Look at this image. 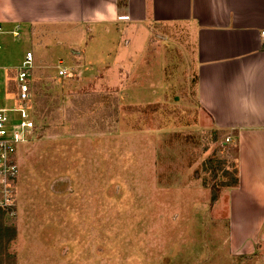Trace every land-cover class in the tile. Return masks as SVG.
<instances>
[{
  "label": "rangeland",
  "instance_id": "obj_1",
  "mask_svg": "<svg viewBox=\"0 0 264 264\" xmlns=\"http://www.w3.org/2000/svg\"><path fill=\"white\" fill-rule=\"evenodd\" d=\"M158 32L147 44L153 60L144 78L161 85L152 93L129 88L143 77L120 87L114 71L98 68L110 65V53L95 50L107 47L95 40L113 35L79 39L71 29L45 27L0 35L4 105H12L9 71L27 52L34 57L36 131L18 150L16 217L5 220L16 229L8 248L15 264H264L259 252L238 257L226 249V200L211 204L209 190L224 179L220 171L213 178L205 162H225L232 173L234 144L209 125L196 101L187 31ZM58 66L73 78L59 77ZM38 100L53 109L45 118L35 115ZM107 104L117 108L110 129Z\"/></svg>",
  "mask_w": 264,
  "mask_h": 264
},
{
  "label": "crops",
  "instance_id": "obj_2",
  "mask_svg": "<svg viewBox=\"0 0 264 264\" xmlns=\"http://www.w3.org/2000/svg\"><path fill=\"white\" fill-rule=\"evenodd\" d=\"M0 26L17 29L18 37L40 27L71 29L79 39L113 35L95 40L107 46L95 50L110 53V65L98 68L114 71L120 87L143 77L129 82L136 93L161 88L144 78L152 71L151 35L185 29L196 101L235 148L238 185L215 203L226 200V249L238 257L264 255V0H0Z\"/></svg>",
  "mask_w": 264,
  "mask_h": 264
},
{
  "label": "built area",
  "instance_id": "obj_3",
  "mask_svg": "<svg viewBox=\"0 0 264 264\" xmlns=\"http://www.w3.org/2000/svg\"><path fill=\"white\" fill-rule=\"evenodd\" d=\"M6 33L13 38H18L17 29L5 32L0 26V35ZM261 35L264 38V33ZM57 68H59V77L73 78V72L65 67L58 66ZM33 69L34 57L32 53L27 52L21 66L8 73L7 96L11 98L12 105L8 107L0 101V210L5 211L6 221L16 217L18 150L33 139L36 131L31 107L30 77ZM225 142L231 143L229 138H226Z\"/></svg>",
  "mask_w": 264,
  "mask_h": 264
},
{
  "label": "trees",
  "instance_id": "obj_4",
  "mask_svg": "<svg viewBox=\"0 0 264 264\" xmlns=\"http://www.w3.org/2000/svg\"><path fill=\"white\" fill-rule=\"evenodd\" d=\"M39 87H40L39 84L38 85L36 84L34 86L35 89L34 94H36V96H39V92H38ZM89 99L92 100L91 98ZM89 99L82 98L81 104L86 103ZM38 102H39V106L37 107L35 106V110H34L35 115L38 118H40L41 116L44 118L47 117L48 114L51 111H53L52 108L46 109V107L49 106L48 100H38ZM116 110H117L116 106L111 108V106L108 104L103 109V116L105 117V120H108L107 122L108 129H110V127L112 126L111 120L117 116ZM99 130L103 132L106 131V125L104 122L100 124ZM205 164H208L209 167L212 169L213 178H216L217 172L220 171L222 173V178L224 179L222 182H219V184L209 186L210 195H211L210 202L211 204H215L219 198L221 190L237 187L238 185L237 170H236V166L234 165L233 172L232 173L229 172V170L225 169L224 167L225 162H220L219 160L212 157L208 158ZM5 220H6L5 211L0 210V264H15V257L13 254H10L8 252V248L16 238V229L14 226L6 224Z\"/></svg>",
  "mask_w": 264,
  "mask_h": 264
}]
</instances>
